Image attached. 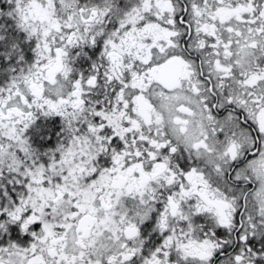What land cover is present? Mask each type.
Wrapping results in <instances>:
<instances>
[{
    "label": "snow or ice",
    "instance_id": "snow-or-ice-1",
    "mask_svg": "<svg viewBox=\"0 0 264 264\" xmlns=\"http://www.w3.org/2000/svg\"><path fill=\"white\" fill-rule=\"evenodd\" d=\"M0 264H264V0H0Z\"/></svg>",
    "mask_w": 264,
    "mask_h": 264
}]
</instances>
